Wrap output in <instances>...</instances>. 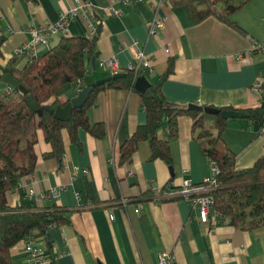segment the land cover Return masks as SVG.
<instances>
[{"label": "crops", "instance_id": "1", "mask_svg": "<svg viewBox=\"0 0 264 264\" xmlns=\"http://www.w3.org/2000/svg\"><path fill=\"white\" fill-rule=\"evenodd\" d=\"M83 1L91 2L87 18H94L99 29L95 68L86 63L79 88L109 74L96 67L98 59L115 57L118 73H124L138 50L150 63V69L138 76L148 84L167 73L170 63L171 71L160 89L168 103L240 113L261 107L249 87L264 75V0H250L231 16L241 32L214 18L193 25L185 9L170 7L168 0L127 6L116 0H0V67L28 40L26 30L55 21L59 13ZM110 8L121 14L111 15ZM153 17L163 20V27L149 36ZM86 25L84 19H74L67 26L68 35L83 36ZM57 39L53 37L50 46ZM252 45L260 51L248 55ZM20 64L16 61V66ZM5 86L0 81V93L5 94ZM140 95L135 90L98 93L86 115L90 123L103 125V137L97 140L78 130V145H74L63 133L59 159L46 156L50 147L36 131L35 168L6 195V202L10 208L42 211L55 204L65 210V224L29 233L42 256L49 259L47 264H156L160 253L170 255L172 264H264V227L241 231L218 221L211 228L200 223L181 199L168 201L155 194L164 187L160 193L177 191L182 171L191 186L198 188L209 174L207 160L193 139L199 129L192 134L189 118H176L172 138L165 129L157 132V138L167 143L169 165L149 161L147 142L137 144L128 162H119L120 146L144 122ZM56 100L57 105L64 101L61 96ZM243 116L223 119L220 135L236 170L250 168L264 157L258 124ZM204 193L200 188L196 194ZM10 262L27 264L22 241L11 249Z\"/></svg>", "mask_w": 264, "mask_h": 264}, {"label": "trees", "instance_id": "2", "mask_svg": "<svg viewBox=\"0 0 264 264\" xmlns=\"http://www.w3.org/2000/svg\"><path fill=\"white\" fill-rule=\"evenodd\" d=\"M250 0H168L170 7L185 9L190 22L198 25L214 18L225 26L241 32L231 16ZM97 26V33H98ZM96 36H58L57 42L28 63L16 66L11 57L0 67V77L8 74L24 89V93L10 88V93H0V264H11L10 251L19 241L24 240L33 230L66 223L65 210L52 204L42 211L10 208L6 195L17 187L22 178L29 177L34 168L36 156L34 145L36 131L40 130L43 140L50 147L47 157L59 159L63 153L62 135L69 142L78 145L77 131L82 130L94 139L104 135L101 123H90L86 111L93 106L98 93L107 90H134V81L139 70H125L122 78L95 86L82 107L73 109L66 120L54 118L47 109L57 106L56 93L66 84L77 83L87 72L86 63L96 57ZM3 39L0 37V47ZM149 84L140 95L144 122L122 143L119 162L131 159L139 142L149 145V161L159 160L170 164L166 141L157 138V132L165 129L167 137L175 135V120L186 116L191 121V132L198 130L193 139L198 143L207 164L214 165L216 188L207 195L212 198L211 209L220 216V224H227L241 231L264 227V157L259 158L250 168L236 170L234 157L228 152L220 135L225 120L219 115L209 116L202 107L180 108L165 101L161 94V83L170 73ZM13 100H11V98ZM11 100V101H10ZM11 103H10V102ZM261 107L243 110L245 117L264 128V97ZM222 111V110H218ZM210 121V122H209ZM210 123V125H209ZM210 130L215 131L211 134ZM165 187L162 190H164ZM170 189H167L169 191ZM160 191V192H161ZM180 198H167L169 201Z\"/></svg>", "mask_w": 264, "mask_h": 264}, {"label": "built area", "instance_id": "3", "mask_svg": "<svg viewBox=\"0 0 264 264\" xmlns=\"http://www.w3.org/2000/svg\"><path fill=\"white\" fill-rule=\"evenodd\" d=\"M121 5L127 6L134 3H146L148 0H116ZM92 4L89 1L80 2L73 9L59 13L57 19L53 22H46L40 27L32 28L26 30L29 38L26 42L16 48L12 57L21 63H28L34 57H36L41 51L45 50L50 44V40L56 36H66L68 34L67 26L68 24L76 18H82L87 22V30L84 36L88 39H92L97 35L98 23L94 18H87L88 14L91 15ZM109 12L113 16H119L121 13L119 10L110 8ZM163 27V20L153 17L151 19L150 25L148 27V35L154 36L157 31L161 30ZM253 51L259 52V47L252 45L247 52L248 55ZM236 59H239V55H236ZM132 64L127 66L126 70H138L139 68L150 69V63L145 59V56L141 51H135L132 55ZM96 67L102 70H107L108 75H113L118 73L119 68L115 57H108L98 59L96 62ZM78 89L79 82L77 83ZM5 92L10 93V87L5 86ZM249 92L252 95H256L259 99V104L261 105V98L264 97V75H261L257 80H255L249 87ZM260 136L264 138V128L259 129ZM209 174L202 180L200 187H192L190 182L185 178L186 171H182L181 186L177 191L160 193L156 190V195H162L164 198L177 197L184 201L191 210L194 211L198 221L209 225L214 228L218 221H221L219 215H217L212 209V198L207 195L212 192L217 184L215 181V175L217 170L214 165L208 164ZM202 188L204 194L197 195V191ZM109 219H112L111 217ZM22 253L25 256L27 264H47V260L42 256L41 250L34 244L31 237L27 236L22 242ZM156 264H172V258L170 255L165 253H160L157 256Z\"/></svg>", "mask_w": 264, "mask_h": 264}, {"label": "water", "instance_id": "4", "mask_svg": "<svg viewBox=\"0 0 264 264\" xmlns=\"http://www.w3.org/2000/svg\"><path fill=\"white\" fill-rule=\"evenodd\" d=\"M88 66L92 70L95 68L94 57L90 58ZM138 70L140 73L143 72L142 68H139ZM123 76H124L123 73H115L113 75H107L104 78L98 79L95 82L86 85L80 90H77L78 86L76 84L68 83L64 85L55 95L56 97H60V96L63 97L64 101L60 103V105L47 109V111L56 119L66 120L73 109L80 108L83 106V104L85 103V101L89 96V93L95 86L106 83L111 80L122 78ZM0 81L10 88H15L18 92L22 94L25 92L24 89L21 86H19L18 83L14 81L8 74H5L2 77H0ZM148 85L149 84L144 77H138L134 81L133 86H134V90L137 93L142 94ZM202 112L208 115H219L222 119L244 117L242 113L234 110L219 112L217 109H213L209 107L203 108ZM168 171L170 172L171 169L168 168Z\"/></svg>", "mask_w": 264, "mask_h": 264}, {"label": "rangeland", "instance_id": "5", "mask_svg": "<svg viewBox=\"0 0 264 264\" xmlns=\"http://www.w3.org/2000/svg\"><path fill=\"white\" fill-rule=\"evenodd\" d=\"M10 98H11V97H10ZM11 100H13V99L11 98ZM11 100H10V101H11ZM10 101H9V102H10ZM10 103H11V102H10Z\"/></svg>", "mask_w": 264, "mask_h": 264}, {"label": "bare ground", "instance_id": "6", "mask_svg": "<svg viewBox=\"0 0 264 264\" xmlns=\"http://www.w3.org/2000/svg\"><path fill=\"white\" fill-rule=\"evenodd\" d=\"M159 191V190H158Z\"/></svg>", "mask_w": 264, "mask_h": 264}]
</instances>
